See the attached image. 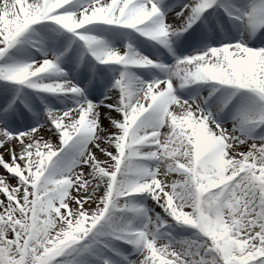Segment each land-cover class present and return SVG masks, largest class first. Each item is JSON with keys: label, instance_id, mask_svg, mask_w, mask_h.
Here are the masks:
<instances>
[{"label": "snow or ice", "instance_id": "6c2138e0", "mask_svg": "<svg viewBox=\"0 0 264 264\" xmlns=\"http://www.w3.org/2000/svg\"><path fill=\"white\" fill-rule=\"evenodd\" d=\"M0 264H264V0H0Z\"/></svg>", "mask_w": 264, "mask_h": 264}]
</instances>
